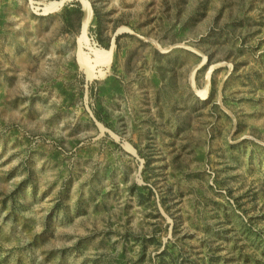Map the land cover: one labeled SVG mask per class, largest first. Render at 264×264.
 Here are the masks:
<instances>
[{"label":"rangeland","instance_id":"rangeland-1","mask_svg":"<svg viewBox=\"0 0 264 264\" xmlns=\"http://www.w3.org/2000/svg\"><path fill=\"white\" fill-rule=\"evenodd\" d=\"M87 1L0 0V264H264V0Z\"/></svg>","mask_w":264,"mask_h":264},{"label":"bare ground","instance_id":"bare-ground-1","mask_svg":"<svg viewBox=\"0 0 264 264\" xmlns=\"http://www.w3.org/2000/svg\"><path fill=\"white\" fill-rule=\"evenodd\" d=\"M53 5H54V3L53 4H47L46 6L50 9V8L54 7ZM83 5H84V9H85L84 11L86 13L85 18H84V20H85L84 23L85 24H83V25L86 28L87 25H88L87 23H88L91 15H92V9H91L90 3L87 0H83ZM95 52H96V55L95 56L99 57V59L101 58V61H102L103 56H104L103 55L104 53L103 54L101 53V49L100 50H96ZM98 62H100V61H98Z\"/></svg>","mask_w":264,"mask_h":264},{"label":"water","instance_id":"water-1","mask_svg":"<svg viewBox=\"0 0 264 264\" xmlns=\"http://www.w3.org/2000/svg\"><path fill=\"white\" fill-rule=\"evenodd\" d=\"M84 16H85V14H84V12H83V16H82V23H81L80 31H81V30H82V28H83V18H84Z\"/></svg>","mask_w":264,"mask_h":264}]
</instances>
